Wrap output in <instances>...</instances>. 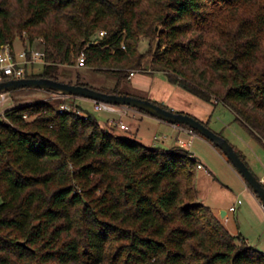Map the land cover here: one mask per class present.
I'll use <instances>...</instances> for the list:
<instances>
[{
  "label": "trees",
  "instance_id": "1",
  "mask_svg": "<svg viewBox=\"0 0 264 264\" xmlns=\"http://www.w3.org/2000/svg\"><path fill=\"white\" fill-rule=\"evenodd\" d=\"M24 33L44 52L43 70L25 77L59 80L85 51L82 65L117 84L69 82L138 96L121 87L148 62L227 106L264 146V0H0V49ZM63 101L0 118V264H264V251L197 200L190 150L148 146Z\"/></svg>",
  "mask_w": 264,
  "mask_h": 264
},
{
  "label": "rangeland",
  "instance_id": "2",
  "mask_svg": "<svg viewBox=\"0 0 264 264\" xmlns=\"http://www.w3.org/2000/svg\"><path fill=\"white\" fill-rule=\"evenodd\" d=\"M30 45L29 38L24 33L21 37H18L13 44V48L16 52L22 51ZM34 49H40L39 40H35ZM32 46V47H33ZM149 46L147 39H142L140 42V50L146 51ZM42 51V50H41ZM146 59H150L147 56ZM147 60V61H148ZM148 69H136L135 77L131 78L130 81L124 83L121 87L122 91L130 89L135 83L145 82V84H151L152 78L149 75L155 73L150 70V64L147 62ZM44 68V62L38 61L36 63H29L26 65V69L29 73H40ZM163 72V71H161ZM164 73V72H163ZM59 80L61 81H74L76 82L81 77V82L87 83L90 86L100 87H114L118 78L113 75H109L103 72H99L93 67L84 66L78 62L75 65H63L60 67L59 73H57ZM131 76V75H130ZM166 78L165 74L161 75ZM41 89L34 88H20L7 92V98L2 102V111L14 107L19 104H23L29 101H35V91ZM45 91V90H43ZM152 92V91H151ZM50 93V91H46ZM82 99L80 98H69L68 103L74 101L75 105L80 104ZM82 107L87 110L90 114H94L99 120L104 121L105 117L115 118L119 120L120 115L115 112L99 111L96 112L91 102H84ZM149 117L142 119H134L130 117H124L134 123L133 130L136 132L140 131L143 136L141 142L151 147H170L174 145V138L170 137L168 144H162L156 140V137L161 134L169 135L170 131H165V128H159L156 124V120ZM214 131L224 136L237 151H240L244 156L245 162L253 171V173L261 180L264 185V146L257 142L245 128L235 119L234 113L224 104L219 103L213 112L211 122L208 125ZM118 134L131 136L129 133L124 131H118ZM214 147V146H213ZM209 147L205 144H195L187 146L186 148L190 151L195 150L196 156L201 158L206 166L212 172L211 180L205 181L201 176L206 175V172L202 169H197L196 178L197 185L196 191L198 195L205 200V203L213 208V210L223 219L228 229L234 234L244 235L248 238V242L251 246L264 251V207L261 201L254 196V192L248 189V185L244 179L237 174L232 168L231 164L227 162L226 156L223 152L218 149ZM232 167V168H231ZM208 183V184H207ZM248 190V191H247ZM241 199L242 204L238 202ZM2 197L0 196V203ZM219 206H223V210L228 212L226 215H222V209ZM233 206L234 209L230 207Z\"/></svg>",
  "mask_w": 264,
  "mask_h": 264
},
{
  "label": "water",
  "instance_id": "3",
  "mask_svg": "<svg viewBox=\"0 0 264 264\" xmlns=\"http://www.w3.org/2000/svg\"><path fill=\"white\" fill-rule=\"evenodd\" d=\"M20 88L41 89L50 92H58L67 96L129 106L144 111L146 114L165 122L188 125L192 129L197 130L201 136L209 140L215 147L223 152L229 163L251 187L264 207V185L242 159L239 152L224 136L189 113L165 108L149 98L134 96L127 93H108L88 85L71 83L48 77L9 78L0 81V92H8ZM224 214L225 210L222 211V215Z\"/></svg>",
  "mask_w": 264,
  "mask_h": 264
},
{
  "label": "crops",
  "instance_id": "4",
  "mask_svg": "<svg viewBox=\"0 0 264 264\" xmlns=\"http://www.w3.org/2000/svg\"><path fill=\"white\" fill-rule=\"evenodd\" d=\"M136 74L137 73L132 75L131 78L135 77ZM162 74H164V73L161 71H156L152 75L151 74L149 75V77L151 76L150 78H152L151 84L147 85V84H145V82H138V83H135V85L133 87H130V89H126L125 92L133 93V94H136L138 96H142L143 98H149L151 100L159 101V102L169 106L171 109H173L175 111L189 113V114L195 116L196 118H198L204 122H207L209 125V123L211 122L213 112L215 111L216 106L218 104L213 105L212 103L205 101V100L193 95L192 93L187 91L185 88H183L177 84H173V83L169 82L167 77L163 78L161 76ZM7 79H9V78H7ZM52 93L53 92H51V94L50 93L48 94V93H46V91L37 90V91H35V95L37 96L35 98L36 99L35 101L47 99V98L51 97ZM86 101L91 102L87 99H82L80 102L81 106ZM30 102L31 101L26 102V103H30ZM32 102H34V101H32ZM115 113H118L120 115V118H118L119 119L118 121L115 120V118H113V120H112V118H109V117L108 118L105 117L104 121H106L108 123L115 124L117 126V130H119V131L132 132L138 138L140 137L141 140L143 139V136L140 134L139 130H137L136 132L132 131L133 127H134V123H132L128 120H125L124 117H130V118H134V119H138V118L142 119L144 117H149L151 115H148V114H146V113H144V112H142L136 108H132L129 106H123L121 112H115ZM151 118L154 119L155 117L152 116ZM154 120H156V122H157L156 124H158L159 128H165V131H168V132L170 131L169 135L161 134L160 136L156 137V140L158 142H161L162 144H166L168 142L169 138L172 137V138H174V145H178V139L182 138L185 140H191L192 143L190 146L195 145V144H197V145L198 144H205L209 147L214 146L209 140H207L206 138H204L200 134H197L196 132L191 133L190 131L182 128L178 124H172L169 122L159 120L157 118H155ZM119 122L126 123L127 125L130 126V129L129 130L121 129L119 127ZM174 145H171V146H174ZM213 148H215V150H218L215 146ZM191 153L194 155V157H196L199 160V163H201L203 165L202 168H198V169H202L206 172V175L201 176L200 180L203 178L207 182L210 181L212 179L211 176L213 175L212 172L210 171V169L206 166L205 162L201 158L196 156L195 150L191 151ZM227 162H229V161H227ZM232 169L235 171L234 168H232ZM196 185H197V178L195 181L196 197H197V200L205 203V200L198 195V193L196 191ZM248 189H249V187H248ZM253 196H254L253 198H255V194ZM256 198H258V197H256ZM238 202L242 204L241 199H238ZM219 207H220L219 209H222V211H223V206H219ZM230 208L232 209L234 207L231 206ZM224 215H226L225 217H227V215H228V212L226 210H225ZM245 238L247 239V241H249L247 237H245Z\"/></svg>",
  "mask_w": 264,
  "mask_h": 264
},
{
  "label": "built area",
  "instance_id": "5",
  "mask_svg": "<svg viewBox=\"0 0 264 264\" xmlns=\"http://www.w3.org/2000/svg\"><path fill=\"white\" fill-rule=\"evenodd\" d=\"M106 34L105 30L100 31L99 37H103ZM98 39H95L94 41H90V43H98ZM88 44V45H89ZM123 47H125L124 44H122ZM86 60V53L85 51H82L79 58L78 63L83 64ZM38 61L44 62V52L39 49H34L31 47L24 48L20 52H16L13 47L10 45H4L0 49V81L3 79V77L9 76V78H22L25 77L26 72V65L29 63H36ZM135 72L131 71L130 75H134ZM80 98L75 96H67L60 94L58 92H53L51 95L52 99H58V100H67L69 98ZM7 98V92H0V118L4 115L5 111H2V102ZM80 99H86V98H80ZM93 108L95 111H109V112H121L122 111V105H116L108 102L103 101H97V100H91ZM61 110H71L72 107L70 103L63 101L60 104ZM119 127L121 129L129 130L130 126L126 123L119 122ZM182 128L190 131L191 133H194V131L190 128H186L181 126ZM192 143L191 140H185V139H178V145L182 147L190 146ZM203 165L201 163L198 164V168H202ZM234 209V208H232Z\"/></svg>",
  "mask_w": 264,
  "mask_h": 264
}]
</instances>
